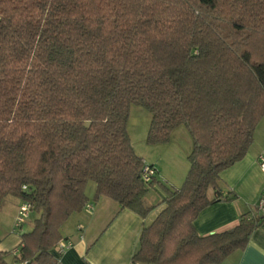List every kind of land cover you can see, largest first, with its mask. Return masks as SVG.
Returning a JSON list of instances; mask_svg holds the SVG:
<instances>
[{"label":"trees","instance_id":"trees-1","mask_svg":"<svg viewBox=\"0 0 264 264\" xmlns=\"http://www.w3.org/2000/svg\"><path fill=\"white\" fill-rule=\"evenodd\" d=\"M131 106L151 115L147 145L181 126L192 141L181 187L159 183L165 208L142 228L133 264H222L264 223L246 213L221 233L194 228L226 200L220 174L264 118V0H0V208L13 197L36 215L20 261L57 264L60 228L88 205L89 182L94 201L142 219L154 209Z\"/></svg>","mask_w":264,"mask_h":264},{"label":"crops","instance_id":"crops-1","mask_svg":"<svg viewBox=\"0 0 264 264\" xmlns=\"http://www.w3.org/2000/svg\"><path fill=\"white\" fill-rule=\"evenodd\" d=\"M182 127L172 132L168 144L151 146V149L140 148L138 154L135 152L142 161L157 170L152 187L156 184L160 187L159 180L162 178L171 183L170 187L166 186L167 188L181 187L189 171L187 158L192 149L191 138ZM163 146L167 148L160 151L158 158L149 156V153L152 154L155 150L157 152L156 148L160 150ZM171 147L184 150V159L180 164L173 162L174 156L169 149ZM263 149L264 139L260 141L254 137L245 157L220 174L218 190L226 200L210 205L200 212L194 221L198 235L208 236L230 230L238 224L241 215L258 214L256 203L264 187V174L258 167V157ZM169 164L174 168L171 169ZM166 170H170L168 174L165 173ZM90 183L92 182L86 186L85 194L92 209L73 214L69 218L71 224L66 232L63 231V227L61 228L64 233L61 234L60 231L62 239L71 241L72 246L62 255L57 256L53 252L54 258L59 264H133L131 258L139 248L141 230L149 226L165 208L163 198L157 200L147 196L145 205L154 209L142 219L129 210L120 209L118 204L107 198L100 197L94 201L96 187L94 183L91 187ZM4 202L11 208L12 220L3 233L0 231V252L9 254L20 244L21 235L29 233L32 228L24 233H22L24 225L19 229L15 228V216L21 200L8 197ZM9 262L8 256L5 263ZM222 264H264V223L252 234L244 250L235 252Z\"/></svg>","mask_w":264,"mask_h":264},{"label":"rangeland","instance_id":"rangeland-1","mask_svg":"<svg viewBox=\"0 0 264 264\" xmlns=\"http://www.w3.org/2000/svg\"><path fill=\"white\" fill-rule=\"evenodd\" d=\"M150 120H151V115L143 108L138 107V106H131L130 107V113H129V120H128V127H127V131H128V135L132 144V147L134 149V151L138 154L141 150L143 149H151L150 145H147L145 140H146V136H147V132H148V128H149V124H150ZM183 129H185L184 127H182ZM254 137L256 139H259L260 141H262L264 139V118L261 120V122L258 124L255 132H254ZM161 147V146H160ZM167 148L166 146H163L160 150L159 148L158 151L156 152V150L151 154L149 153V156H151V158H158L160 156V151L162 152L163 149ZM170 149V153L173 154V159H174V163L175 164H180L181 160L184 159V150L179 149L178 147H171ZM169 167L171 169L174 168V166H172V164H169ZM170 170H166L165 173H169ZM159 182L164 185L165 187H170V184L168 181H165V179H161L159 180ZM91 187L94 186L93 183H90ZM157 185V184H156ZM154 186V187H149L148 190V194L147 196H152L154 198H156L157 200H161V198H165V193L163 192V190H161L160 187L158 186ZM88 198V197H87ZM11 199H14L13 197H11ZM36 215L34 213H31L29 220L27 221V223L24 225L22 233L29 231L32 228V224L33 221L35 220ZM12 220L11 217V208H9V206L7 205V202H4L2 204V208H1V212H0V231L1 233H3L2 231H5L6 227L10 224ZM69 220V219H68ZM66 221L65 224L62 226L63 227V231L66 232V230L68 229V226L71 224V220ZM10 226V225H9ZM61 227V228H62ZM61 231V234H64Z\"/></svg>","mask_w":264,"mask_h":264},{"label":"built area","instance_id":"built-area-1","mask_svg":"<svg viewBox=\"0 0 264 264\" xmlns=\"http://www.w3.org/2000/svg\"><path fill=\"white\" fill-rule=\"evenodd\" d=\"M258 167L260 171L264 174V149L260 153L258 157ZM157 175V170L155 167L145 163L143 161L142 171H141V179L145 185H149L152 183ZM22 190L26 191V186L22 187ZM34 209V206L27 201H22L17 210V214L15 216V228L19 229L23 225L27 223L29 217ZM92 206L86 205L84 210H91ZM256 211L258 214H264V187L260 193V196L256 203ZM72 246L71 241L61 239L58 244L54 247V252L58 255H62L66 250H68ZM20 247L19 245L13 248L9 252L10 262L8 264H30L29 261H20ZM57 264H59L58 260Z\"/></svg>","mask_w":264,"mask_h":264},{"label":"water","instance_id":"water-1","mask_svg":"<svg viewBox=\"0 0 264 264\" xmlns=\"http://www.w3.org/2000/svg\"><path fill=\"white\" fill-rule=\"evenodd\" d=\"M85 126L88 127L89 126V123H86Z\"/></svg>","mask_w":264,"mask_h":264}]
</instances>
